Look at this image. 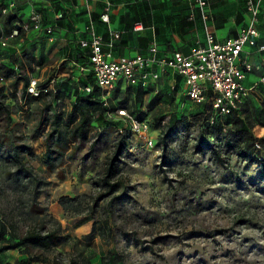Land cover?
I'll return each instance as SVG.
<instances>
[{
	"label": "rangeland",
	"instance_id": "rangeland-1",
	"mask_svg": "<svg viewBox=\"0 0 264 264\" xmlns=\"http://www.w3.org/2000/svg\"><path fill=\"white\" fill-rule=\"evenodd\" d=\"M54 1L75 19L74 0ZM111 1L123 3L119 11L126 13L124 28L132 18L142 19L152 2ZM210 1L218 4L215 18L236 20L242 9V0ZM29 11L25 8V13ZM179 11L182 15L167 22L158 21L154 12L155 24L166 22L159 32L154 25L163 45L182 47L188 39L178 26L187 7ZM96 25L100 31L103 25ZM110 25L117 22L111 20ZM9 27L0 18V34ZM76 44L60 31L0 44V92L11 111L7 116L0 110V219L14 221L23 230L33 220L54 217L61 223V234L67 236L46 249L4 250L0 264H14L19 258L24 264H55L56 257L61 264L82 257L91 264H264V149L259 147L253 160L245 157L226 127L213 126L216 116L207 103L190 100L184 84L172 90L167 74L157 81V90L154 85L113 89L110 108L90 121L85 138L68 144L64 139L51 142L58 153L46 155L49 115L56 109L69 110L70 102L82 92L75 87L83 77L72 62ZM248 62V81L255 89L250 99L264 109V80H259L264 74V51L250 54ZM67 69L72 76L64 97H55L57 92L46 94L21 106L23 76L37 75L45 82L56 72L59 93L56 83L68 77ZM116 108L142 117L144 132H133ZM253 132L264 137V125L256 124ZM146 137L153 144L144 145ZM118 140L125 143L116 163L119 175L113 176L119 182L100 196L105 189L101 175L106 158ZM23 144L28 150L21 167L13 148ZM24 167L43 180L38 193L24 176Z\"/></svg>",
	"mask_w": 264,
	"mask_h": 264
},
{
	"label": "built area",
	"instance_id": "built-area-1",
	"mask_svg": "<svg viewBox=\"0 0 264 264\" xmlns=\"http://www.w3.org/2000/svg\"><path fill=\"white\" fill-rule=\"evenodd\" d=\"M186 1L189 6V19H194L197 13L204 29L203 39L196 40L187 53L180 49H173L160 54L157 42L152 41L145 52L114 56L112 50L121 31L108 27L106 36L98 32L90 13L83 27L74 30L76 33L84 34L82 38H78L77 43L81 48L88 50L89 63L83 65L81 62H72L80 74L92 73L105 103L118 82L121 86L154 85L157 90L156 83L162 72L180 75L187 97L195 103L209 102L212 109L219 115L228 114L239 108L244 98L251 94L253 86L248 87L244 84L246 73L251 66L241 53L245 45L254 46L259 51L264 50V42H258L259 35L262 33L260 28L262 0H244L246 15L244 24L239 27L235 36H229L223 40H217L213 32L214 14L210 0ZM103 3L104 10L100 13L99 19L109 23L112 1L103 0ZM7 14L19 16L15 0H0V18ZM61 18L62 14L55 12L53 15L55 23L44 25L43 14L32 6L25 18L13 22L14 25L8 34H0V44L10 45L21 32L25 35L30 32L36 35L45 32L50 35L55 29L56 21ZM141 29H143L141 21L133 23L132 31ZM56 75L57 73L54 72L52 78L46 82L40 81L37 76L30 75L25 94L38 98L42 93L53 90ZM175 80L171 81L170 88H174ZM260 80H264V75ZM83 89L89 91L90 87L86 86ZM115 112L130 122L133 132L139 134L144 132L142 117H135L126 108H117ZM151 144L153 140L146 137L144 145ZM256 146L259 147V144L256 143Z\"/></svg>",
	"mask_w": 264,
	"mask_h": 264
},
{
	"label": "trees",
	"instance_id": "trees-1",
	"mask_svg": "<svg viewBox=\"0 0 264 264\" xmlns=\"http://www.w3.org/2000/svg\"><path fill=\"white\" fill-rule=\"evenodd\" d=\"M51 6L54 8V12H60L62 14V18L59 21H56L57 25H62L64 23L65 13L67 12L62 7H57L55 5L54 0H46ZM75 2V0L73 1ZM211 2V1H210ZM212 4V2H211ZM38 11L43 14V24H51L53 17L45 12V8L47 6L41 5L39 7H35ZM244 11V0H242V9L238 13L241 15V12ZM262 14V13H261ZM189 16V15H188ZM93 17V16H92ZM50 19L49 21L47 20ZM189 18V17H188ZM4 19L9 24V30L6 32L8 34L13 27V22L17 19H20L18 15L14 14H7ZM243 20L242 17L239 16L238 20ZM94 20V19H93ZM136 17L132 18L131 21V29L134 22L138 21ZM157 29L156 31H158ZM29 35L32 37L41 38L43 36H48L47 33L43 32L41 34L36 35L35 33L30 32L29 34L25 35L24 32H21L19 36L14 40L15 43L21 37L27 38ZM106 36V34H105ZM11 43V44H12ZM77 53L74 58V62L86 65L89 63L88 56H87V49H83L79 46V43L76 44ZM73 72V71H72ZM76 72H78L76 70ZM73 74V73H72ZM78 74H80L78 72ZM71 74L69 71L68 77H63L57 85L60 86L61 91L58 93L57 86L54 83V89L42 93V95L51 94L57 92L58 99L64 97V87L70 82ZM80 76H83L82 79H79L78 84L75 87H79L81 89V93L77 94L75 99L70 102L71 108L69 110L64 109H56L54 113L49 115L48 121L51 124V129L48 131L47 134V150L46 155L50 158L53 152L58 153L57 150L51 147V142H59L60 139H64L65 143L79 141L85 138L87 132L89 131V124L90 121L95 116H101L110 108L108 97L105 100L101 95V91L99 87L95 84L94 78L91 72L81 73ZM30 75L23 76L24 82L21 91V95L19 96L20 103L22 107L27 105V99L33 98L29 95L25 94V87L28 83ZM175 85L172 90H175L178 86V83L181 84V76H175ZM49 80V79H48ZM47 80V81H48ZM46 82V81H45ZM89 86L90 90L86 91L83 89L84 87ZM129 86H138V87H147L141 84L136 85H128ZM152 86V85H149ZM121 87L120 82L114 87L118 88ZM55 90V91H54ZM251 95V94H250ZM250 95L244 98L243 102L240 104L239 108L234 109L232 112L219 115L212 109V106L209 102L205 101L209 107V109L214 113L216 118H213V126L223 128L226 127L228 135L230 139L237 141L240 145V149L242 154L253 160V157L256 156L257 152H259V147L264 149V137H257L253 132V127L256 124L264 125V109L257 107L256 103L252 99H250ZM39 96V97H40ZM117 109V108H116ZM115 109V110H116ZM0 110H3L7 116L10 115L11 111L7 104L3 101V94L0 92ZM44 108H42V112ZM139 117V116H138ZM10 120V118H9ZM64 125L65 127H62ZM94 143L90 144V149L93 148ZM256 143L259 144V147L256 146ZM125 148V143L123 141L118 140L115 143L114 149L110 155L106 158V163L101 175L102 184L105 186V189L100 193V196H105L109 194L113 188L118 184L119 179H114L113 176H118V171L116 168V163L120 160V155ZM28 150L27 145H15L13 148V153L15 154L16 161L20 163L21 167L23 164L22 156L24 152ZM220 160V159H219ZM22 161V163H21ZM259 164L263 165V159L258 161ZM20 167V169H21ZM20 171V170H19ZM24 176L28 179L31 188H33L34 193H38L39 187L43 184V180L38 177L37 175L33 174L30 169L24 167L23 169ZM0 192H1V184H0ZM62 227L61 223L54 217L44 218L42 217L40 220H33L32 224L26 226L25 229H19L18 225L14 221H9L8 219L1 218L0 219V252L7 250L9 248H13L16 246H25L27 248L31 247H38L42 249L49 248L60 241L61 238L65 237L66 235L61 234ZM55 264H61L58 258L56 257L53 261ZM14 264H24L23 258H19L15 261ZM66 264H91L89 258L82 257L81 261H76L74 258L71 259Z\"/></svg>",
	"mask_w": 264,
	"mask_h": 264
},
{
	"label": "crops",
	"instance_id": "crops-1",
	"mask_svg": "<svg viewBox=\"0 0 264 264\" xmlns=\"http://www.w3.org/2000/svg\"><path fill=\"white\" fill-rule=\"evenodd\" d=\"M15 1L17 4L18 14L20 18H25L27 14L25 13V8H31L32 6L39 7L43 5L44 8L45 6H47V8H45L46 9L45 12L50 14L52 17L55 13L53 6H51L46 0H42V1L23 0L20 3L18 2V0H15ZM98 2H101L102 5L101 6L98 5ZM263 2H262V14L264 12ZM122 5L123 3L115 5L112 2L111 9L109 10L110 11L109 12V23H104L99 19L100 13H102V11L104 10L103 0H75V2L71 3V7L74 10L75 19L71 20L70 13L69 11L66 10L67 12L65 13L64 23L62 25H57L56 23L54 31H60L62 36L70 37L74 39L75 43H77L78 38L79 37L82 38L84 34H82V32L76 33L74 30L76 28L83 27L84 23L87 21V15L90 13L93 16L95 27H97L96 23L98 24L100 23L101 25H103L100 31H98L97 29L98 27L96 28L98 32L105 35L107 33L108 27L121 31V35L119 39L115 42V46L112 50V53L114 56H118L122 54L134 55L139 52L141 53L145 52L147 47L151 44L152 41L157 42L160 54L165 53L167 51H171L173 49H178V50L180 49L181 51L187 53L190 50V48L195 44L196 40L198 39L202 40L204 37L203 23L200 19V16L197 15L196 13V16L194 19L188 18L189 6L186 0H152L147 10V13H145L142 19L138 20L143 23V29L139 31L130 30L131 22L128 24L126 28H124L126 13L124 12V14H122V11H119ZM165 7L168 9V11L165 10L166 9ZM184 7H187V12H186L185 17H181L180 20L182 23L179 24L178 26H179V30H181L180 34L185 33L183 35H186L188 37V39H186L184 43L185 45H182V47L166 46L165 44L163 45L161 40H157L156 38V34L154 32V25L156 26V29H159V26H165L166 22L169 21L172 18V16L176 14L182 15L179 9L184 8ZM211 7H212V12L214 14L212 28H213V32L215 34L216 39L223 40L229 36L230 37L235 36L237 34V30L239 29V27L244 24V19H245L244 16H246L244 11L241 12V15L237 14L236 20L234 18L228 19L226 16L224 18L223 17L215 18L214 12L218 10L216 9L218 7V4L213 6V3H212ZM220 10H222V8ZM154 12H157L155 13V15L158 21L161 19H166V22L161 23V24H159V22H156L155 24ZM242 14H243V20H240V19L238 20V17L239 16L242 17ZM262 14L260 16V23H261V20L264 18ZM47 20L49 21L50 19L47 18ZM111 20L117 22V25L114 27H111L110 25ZM121 21H124V22L121 23ZM51 23H55L53 19ZM168 25L171 26V24H168ZM260 28H261L262 33H260L259 35L258 42H264V26H260ZM189 36H190V39L192 36H194L195 39L193 37V39L190 40ZM189 42H191V44L188 46ZM261 51H264V50H261ZM254 52H260V51L257 50L256 47L254 46L245 45L241 55L248 61L249 55ZM164 73L170 76V84H171V81L175 79L176 75L172 74L171 72H162L160 77H163ZM248 73L249 71L246 73L244 84L248 87H251L253 85L249 84ZM263 75L259 77V80L261 79ZM181 84H183L182 80H181ZM84 223L86 222H83L80 225Z\"/></svg>",
	"mask_w": 264,
	"mask_h": 264
}]
</instances>
